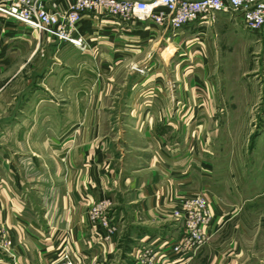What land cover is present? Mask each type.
<instances>
[{
    "label": "crops",
    "instance_id": "crops-1",
    "mask_svg": "<svg viewBox=\"0 0 264 264\" xmlns=\"http://www.w3.org/2000/svg\"><path fill=\"white\" fill-rule=\"evenodd\" d=\"M43 1L58 12L74 2ZM16 27L25 30L0 18L7 37L17 36ZM79 29L82 47L35 36L56 43L55 56L71 50L84 60L51 69L54 85L40 87L49 97L29 95L4 136L0 131V262L62 264L67 254L74 264H140L148 254L156 264H186V223L174 211L196 193L198 164L172 127L173 83L159 80L175 67L173 31L94 13ZM115 104L131 106L122 113L136 121L117 139L103 125L106 106ZM140 104L145 111L137 112ZM205 197L214 234L232 214L220 197ZM99 205L107 224L92 217Z\"/></svg>",
    "mask_w": 264,
    "mask_h": 264
},
{
    "label": "rangeland",
    "instance_id": "rangeland-1",
    "mask_svg": "<svg viewBox=\"0 0 264 264\" xmlns=\"http://www.w3.org/2000/svg\"><path fill=\"white\" fill-rule=\"evenodd\" d=\"M17 29L16 37L0 30L3 136L29 95L38 91L49 97V90L40 87L54 85L51 69L84 60L71 50L55 56L56 43L39 44L35 36L40 33ZM26 31L30 37L24 40ZM170 38L168 53L175 67L159 80L173 83L172 127L182 132L183 144L198 164L193 195L218 196L232 214L218 232L192 242L186 264H264V33L248 29L241 15L221 13L207 27L192 23ZM144 108L140 104L136 110ZM130 110L124 104L106 106L103 125L115 139L136 126L122 113Z\"/></svg>",
    "mask_w": 264,
    "mask_h": 264
},
{
    "label": "built area",
    "instance_id": "built-area-1",
    "mask_svg": "<svg viewBox=\"0 0 264 264\" xmlns=\"http://www.w3.org/2000/svg\"><path fill=\"white\" fill-rule=\"evenodd\" d=\"M92 13L126 20L135 18L172 31L192 23L204 28L213 23L218 14L232 13L241 15L248 29L264 33V0H74L64 12L50 10L43 0H0L3 20L78 47L85 43L79 24L86 14ZM184 200V207L176 209L174 215L185 219L186 244L190 246L194 241L205 240L214 213L205 196L193 195ZM103 211V205L95 206L92 217L107 224L109 221L102 218ZM4 232L5 227L0 222V234ZM148 257V254L142 256L139 263L156 264V260ZM62 264H74V261L66 254Z\"/></svg>",
    "mask_w": 264,
    "mask_h": 264
}]
</instances>
